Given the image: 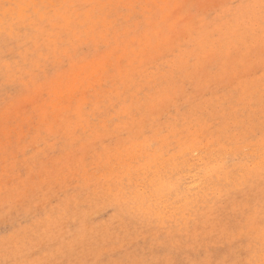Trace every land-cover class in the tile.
I'll use <instances>...</instances> for the list:
<instances>
[{
    "label": "rangeland",
    "instance_id": "374dc122",
    "mask_svg": "<svg viewBox=\"0 0 264 264\" xmlns=\"http://www.w3.org/2000/svg\"><path fill=\"white\" fill-rule=\"evenodd\" d=\"M17 3L78 7L39 44H0V264L259 261L264 49L237 7L259 0H0V13ZM197 140L223 168L157 191L159 153Z\"/></svg>",
    "mask_w": 264,
    "mask_h": 264
},
{
    "label": "snow or ice",
    "instance_id": "6c2138e0",
    "mask_svg": "<svg viewBox=\"0 0 264 264\" xmlns=\"http://www.w3.org/2000/svg\"><path fill=\"white\" fill-rule=\"evenodd\" d=\"M77 5H55L44 3H17L3 6L0 13V44L5 49H15L21 38L34 39L37 44L44 35H51L57 27H62L65 23L71 24V19L59 14L60 9L75 8ZM86 7V6H81ZM117 9H140V8H167L168 5H139L126 4L115 5ZM244 9L239 18V23L243 30L249 34H255L256 25H259V33L262 49H264V0H259L258 4L238 5ZM139 19V17H136ZM153 19V18H150ZM157 24L164 21L155 17ZM43 51V49H41ZM159 135L168 137L169 129L161 127ZM212 149V151H210ZM249 164L252 158L249 157ZM223 163L216 156L213 145H204L202 141H195L192 144L182 142L180 145L173 144L167 150L161 151L157 160L158 185L157 191L172 194L179 192L181 184L175 179L176 174L185 168L198 169L201 173L215 175L223 168ZM260 172L264 177V134L261 136V160ZM256 223V216L248 208L243 211L241 230L251 229ZM261 239L264 241V198L261 200L260 208ZM251 249V243L249 244ZM128 264H143L140 261H129ZM234 264H264V244L261 248V259L259 261L249 259L248 261H237Z\"/></svg>",
    "mask_w": 264,
    "mask_h": 264
},
{
    "label": "bare ground",
    "instance_id": "6f19581e",
    "mask_svg": "<svg viewBox=\"0 0 264 264\" xmlns=\"http://www.w3.org/2000/svg\"><path fill=\"white\" fill-rule=\"evenodd\" d=\"M154 169V168H153ZM155 170V169H154ZM190 170V169H189ZM196 172V171H195ZM152 173V172H151ZM155 173H156V171H155ZM189 174V173H188ZM197 175V174H196ZM191 177V176H190ZM193 177V176H192ZM195 178V177H194ZM147 179V178H146ZM193 178H191V179H189V180H192ZM150 181V180H149ZM188 183H190V182H188ZM201 183V182H200ZM204 183V182H203ZM191 184V183H190ZM189 184V185H190ZM198 184H199V179H196L195 181H193V183L191 184L192 186H190L191 187V189L193 190V189H195V188H199V186H198ZM189 185H186V187L187 186H189ZM207 185V184H206ZM189 187V188H190ZM142 189V188H141ZM187 189H188V187H187ZM191 190V191H192ZM214 194V193H213ZM141 195V194H140ZM143 196V195H142ZM154 196V195H153ZM165 196V195H164ZM151 197V196H150ZM161 197V196H160ZM159 199V198H158ZM140 205V204H139ZM175 206H176V204H175Z\"/></svg>",
    "mask_w": 264,
    "mask_h": 264
}]
</instances>
